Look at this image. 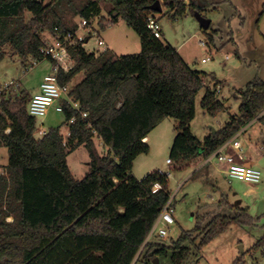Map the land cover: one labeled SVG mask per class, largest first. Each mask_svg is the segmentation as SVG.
<instances>
[{
    "label": "trees",
    "instance_id": "1",
    "mask_svg": "<svg viewBox=\"0 0 264 264\" xmlns=\"http://www.w3.org/2000/svg\"><path fill=\"white\" fill-rule=\"evenodd\" d=\"M101 1L0 0V63L8 53L24 67L46 60L44 35L75 31L77 24L68 19L71 10L92 25L102 13ZM105 1L112 6L111 18H102L99 29L123 20L139 35L141 52L118 57L110 50L88 53L82 43L70 47L76 65L61 72L59 81L71 84L70 97L80 110L64 102L63 124L37 138V119L28 112L31 93L19 89L1 95L0 146L7 148L8 164L0 166V264H154L169 253L172 264H190L231 226L256 224L248 208L228 205L231 215L198 214L195 228L182 231L178 239L147 242L172 191L169 174L133 175L137 158L150 152L144 140L163 120L173 118L177 125L170 159L175 167L207 159L254 120L264 123V81L255 78L239 91V115L199 140L191 129L197 96L208 85L201 105L216 117L226 110L218 98L223 82L193 69L176 48L154 36L147 18L158 15L151 10L156 0ZM161 1L174 20L188 11H204L198 0ZM81 74L84 78L74 83ZM73 117L76 122L70 124ZM97 138L107 153L99 152ZM80 146L89 152L90 171L77 180L68 156ZM261 248L264 235L252 251ZM244 255L233 264H245Z\"/></svg>",
    "mask_w": 264,
    "mask_h": 264
},
{
    "label": "rangeland",
    "instance_id": "2",
    "mask_svg": "<svg viewBox=\"0 0 264 264\" xmlns=\"http://www.w3.org/2000/svg\"><path fill=\"white\" fill-rule=\"evenodd\" d=\"M76 2L80 4L86 0ZM198 4L204 9L202 15L212 22L210 30H205L191 11L184 16H177V20H174L168 9L163 7V13H158V17L164 34L162 41L177 47L193 69L214 74L223 82V86L219 87L218 98L225 103L226 110L216 117L207 114L201 105L208 85L197 96L196 117L191 123V129L194 135L203 141L229 122L232 116L239 115L241 105L239 91L244 90L255 78L264 81V14L261 15L264 11V0H198ZM100 6L102 13L92 19V25L102 35L99 21L102 18L106 20L111 18L112 6L105 0L100 2ZM68 19L72 25L78 24L81 17L74 15L71 10ZM106 34L113 43L115 56L141 52L139 35L126 23L112 25ZM212 37L214 42H211ZM44 39H49L48 33L44 35ZM93 43L88 50L93 47ZM208 58L210 60L203 63V59ZM52 68V62L47 59L38 63L30 61L28 66L24 67L18 56L8 53L0 63V88L15 82L20 85L21 90H27L31 94L38 93L39 85L45 76L51 73ZM82 75H79L74 83L81 81ZM64 119L62 113L51 109L47 117L37 119V130H40L42 122L43 128L49 130L61 126ZM176 125L177 120L173 118L163 120L159 127L153 130L149 143L150 152L141 155L133 168V175L139 179L153 171H161L170 176L176 223L169 228L166 240H176L182 231L193 230L198 214L231 215L228 205L248 208L250 215L256 220L254 226H231L200 253H196L191 262L233 264L245 254V264H264V248L255 253L252 251L253 246L264 235V154L257 156L253 153L255 159L259 161L257 168L262 173L261 182L257 185H248L236 179L230 181L225 175L219 174L207 182L203 172L191 178L193 173L191 170L175 169L174 163L167 162L176 136ZM67 129L65 126L62 128L65 138L68 137ZM35 136L40 138L38 132ZM244 138L248 139L250 144H254L257 150L263 142L264 123L254 120L246 127V134L241 140ZM95 142L101 154L107 153L108 148L100 139L97 138ZM7 161V148L1 146L0 165H6ZM89 162V152L84 146H80L68 156V165L75 179L82 180L87 175L90 171ZM151 168L153 169L149 171ZM214 186L218 187V190H215ZM9 221H12V218ZM158 259L159 264H172L171 253Z\"/></svg>",
    "mask_w": 264,
    "mask_h": 264
},
{
    "label": "built area",
    "instance_id": "3",
    "mask_svg": "<svg viewBox=\"0 0 264 264\" xmlns=\"http://www.w3.org/2000/svg\"><path fill=\"white\" fill-rule=\"evenodd\" d=\"M147 25L156 38H163V30L160 18L157 14H150L148 16ZM92 42H94V45L88 50V47H90ZM78 43H82L88 53H94L95 55H99L109 50L105 41L102 39L100 32L86 19H81L78 22L75 31L62 33L59 30H56L52 36H49V39L45 40L42 53L46 59L52 61L53 68L51 73L45 76L44 81L40 86V92L34 95L29 102L28 112L33 118L43 119L49 114L51 109H54L57 113L63 114L64 102H68L74 109L80 110V104L70 97L72 89L71 84L63 85L59 81V74L61 72L69 73L75 67L76 62L70 52V47ZM202 44L206 43L202 42ZM209 60L210 58L203 59V63H206ZM32 63H38V61L33 60ZM19 89L20 85L15 82H11L9 85L0 88V104L3 92L16 93L20 91ZM219 93L220 90L218 89V94ZM83 117H86V114H84ZM75 122L76 119L74 117L69 121L70 124H74ZM246 127L242 128L235 137L223 144L216 152L205 159V163L208 164L216 161L225 164L226 168L224 173L230 181L236 179L243 181L248 185H257L261 182L262 178L260 169L252 164L241 162L239 158H242V156L236 153L243 151V144L238 138L246 133ZM8 131L9 130H7V132ZM36 132L39 133L40 137H43L47 133V130L43 128V124L41 123L40 130H36ZM66 133L68 135L70 134L68 129ZM144 141H147V139ZM260 149L264 150L263 144H261ZM233 150L234 153L232 152ZM167 162L173 164L171 159H168ZM172 206L171 199L157 218L147 238V242L154 237L159 239H166L168 237L169 228L176 223L174 217L175 209ZM190 264L197 263L191 262Z\"/></svg>",
    "mask_w": 264,
    "mask_h": 264
},
{
    "label": "crops",
    "instance_id": "4",
    "mask_svg": "<svg viewBox=\"0 0 264 264\" xmlns=\"http://www.w3.org/2000/svg\"><path fill=\"white\" fill-rule=\"evenodd\" d=\"M120 23H125L123 20H120L118 23H116V25H119ZM110 28V27H109ZM109 28L106 30V31H102V39L105 41V44L107 45V47L109 48V50L110 51H112L113 52V54H114V51H113V48H114V46H113V43L109 40V38L106 36L107 34V31L109 30ZM163 38H164V34H163ZM174 47V46H173ZM174 48H176L177 50H178V48L177 47H174ZM180 54H181V56L183 57V59L185 60V58H184V56H183V54H182V52L181 51H178ZM186 61V60H185ZM187 62V61H186ZM188 63V62H187ZM84 78V75H82V78L80 79V80H82ZM80 82V81H79ZM41 84H42V82H41ZM41 84L39 85V92H40V86H41ZM38 92V93H39ZM38 93H35V94H31L32 95V97L34 96V95H36V94H38ZM220 94V93H219ZM49 114H50V112H49ZM48 114V115H49ZM47 115V116H48ZM46 116V117H47ZM42 124H43V122H42ZM225 126V125H224ZM224 126H222V128L224 127ZM159 127V126H158ZM157 127V128H158ZM156 128V129H157ZM155 129V130H156ZM221 129V128H220ZM154 130V131H155ZM153 131V132H154ZM152 132V133H153ZM152 133L147 137V141H148V143H150L151 142V139H152V137H151V135H152ZM246 134V133H245ZM245 134H243L241 137H239L238 139L242 142V144H243V151L242 152H236L237 154H240L241 156H242V158H239V160L241 161V162H244V163H248V164H252V165H254L255 167H257V165L259 164V161H258V159H255V155L254 154H256L257 156H262L263 154H264V150H261L260 149V147H258V145H255V146H257L258 147V149L256 150L255 148H254V144H250L248 141V139H246V138H244L243 140H241L244 136H245ZM263 142H264V138H263ZM263 142H262V144H263ZM1 147V146H0ZM3 147V146H2ZM233 153H234V150L232 151ZM254 153V154H253ZM139 158V157H138ZM138 158H137V160H138ZM137 160H136V162H137ZM135 162V163H136ZM7 164H8V161H7ZM6 164V165H7ZM6 165H0L1 167H4V166H6ZM176 168V167H175ZM186 168H188L189 170H191L193 173L191 174V178H194L197 174H199V173H201V172H203V174H205L204 176L206 177H204L205 179H206V181L207 182H209V179H213L214 177H217V175L219 174V175H225V173H224V170H225V168H226V165L225 164H221V163H218V162H213V163H208V164H206L205 163V159H203V158H197V159H195V160H193L192 162H190V163H186L185 165H182V166H179V167H177L176 169H186ZM153 168H151L149 171H151ZM148 174V173H147ZM226 176V175H225ZM139 179V178H138ZM214 189L215 190H218V187H215L214 186ZM11 219V218H10Z\"/></svg>",
    "mask_w": 264,
    "mask_h": 264
},
{
    "label": "water",
    "instance_id": "5",
    "mask_svg": "<svg viewBox=\"0 0 264 264\" xmlns=\"http://www.w3.org/2000/svg\"><path fill=\"white\" fill-rule=\"evenodd\" d=\"M151 10L155 11L157 13H162L163 12V6H162V3H161V0H156L151 6ZM195 16L199 20L201 26L205 30H209V28L211 26V23H212L211 20L205 18L200 12L195 13ZM263 114H264V112L261 115H263ZM154 264H159V259L158 258L155 259Z\"/></svg>",
    "mask_w": 264,
    "mask_h": 264
}]
</instances>
